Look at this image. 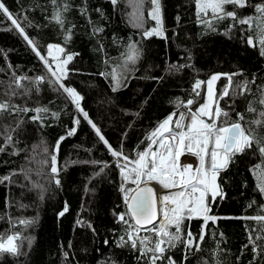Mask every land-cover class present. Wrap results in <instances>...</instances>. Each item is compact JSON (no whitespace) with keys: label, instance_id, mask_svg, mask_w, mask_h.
<instances>
[{"label":"trees","instance_id":"16d2710c","mask_svg":"<svg viewBox=\"0 0 264 264\" xmlns=\"http://www.w3.org/2000/svg\"><path fill=\"white\" fill-rule=\"evenodd\" d=\"M2 2L43 55L49 44L63 47L64 58L73 55L62 82L82 97L80 106L113 149H122L134 158L147 146L146 136L177 111L178 102L199 100L193 93L195 81H207L213 74H237L232 76L229 95L219 105L232 120L237 112L243 113L245 127L257 138L264 137V123H252L264 111L259 103L264 56L259 46L246 43L255 28L250 32L247 25L230 18L211 17L203 19L210 20L209 28L197 18L194 0H160L163 36L152 37L143 35L156 26L148 16L152 9L148 0L141 9L142 27L133 20L135 0H118L116 5L111 0ZM65 3L67 11H63ZM258 3L264 0H249L246 8L228 6L227 10H236L239 17L252 16L251 5ZM58 9L63 27L53 19ZM96 28L103 31L94 32ZM67 35L70 39L66 40ZM130 44L139 50V57L125 69ZM113 69L119 85L110 75ZM37 76L46 79L38 85L22 80L29 93L16 89L19 94L11 96L10 102L20 108H47L48 112L40 113L41 119L36 121L31 119L37 115L33 111L0 113V147L4 149L0 151V237L18 233L16 243L22 253L0 254V264H146V258H140L129 244L121 246L120 238L127 240V226L118 219L126 210L117 158L59 85L49 82L54 78L43 62L0 12V101L9 99L5 93L15 89L16 77ZM245 81L249 91L240 95L236 86ZM227 85V78L220 79L217 94ZM250 104L255 112L247 111ZM76 119L78 125L73 123ZM73 127L75 134L68 136ZM8 134L10 143L5 140ZM60 137L66 138L54 151ZM52 154L59 163L56 176L49 170ZM258 163L261 157L255 145L234 156L218 178L223 196L211 204L210 215L218 219L206 227L201 219L184 222V232L191 230L197 238L204 227L201 251H188L178 243L165 255L177 264H264V239L256 240L255 253L248 239L250 233L253 239L264 237V231L256 221L243 219L264 214V194L257 189L253 174ZM5 176L9 179L3 180ZM65 207L67 212L60 216ZM21 220L32 223L21 224ZM158 264H167V260Z\"/></svg>","mask_w":264,"mask_h":264},{"label":"snow or ice","instance_id":"6c2138e0","mask_svg":"<svg viewBox=\"0 0 264 264\" xmlns=\"http://www.w3.org/2000/svg\"><path fill=\"white\" fill-rule=\"evenodd\" d=\"M57 0H52L56 4ZM153 6L148 16L155 21L156 26L145 30V37L163 36V22L160 14V0H148ZM113 5L118 0H111ZM144 0H135L134 7L136 12L133 14V20L136 26L142 27ZM196 15L203 23L208 24L211 28L210 20H203V17H211L217 20L230 18L236 23L247 25L248 30L256 31L253 35L246 37V43L250 47L259 46L260 55L264 56V3L251 5L255 14L252 16L239 17L236 10H227L228 6L233 9H243L249 6V0H194ZM68 10L65 3L63 11ZM0 12L11 21L12 25L23 35L27 43L32 47L36 56L43 62L47 71L50 73V83L59 85L71 103L83 114L85 120L95 130L99 139L107 146L111 155L117 158V167L120 169V175L125 183H130L134 187L125 188L121 186L124 194L123 199L127 208V212L118 214L120 222L127 226V240L122 236L121 246L129 244L132 249L139 252L140 258H146V264H158V261L167 260V264H177L171 256L165 253L171 248H175L177 244H183L188 251H201V244L205 239L206 232L204 227L209 221H216V216L210 215L211 204L217 197L223 196V190L218 183L221 171L226 170L232 158L237 154H242L248 149L256 146L261 157V163L254 165L253 174L256 177V187L261 194H264V137L257 138L252 129L245 127L244 114L236 113V119L232 120L229 112L225 111L219 105V100L229 95V87L231 86L233 73L213 74L207 81L197 79L193 85V93L195 97H200L201 92L198 91L202 85H206V94L202 97L203 103H198L194 98L188 99L186 102H178L177 111L170 113L165 119L159 122L158 126L153 129L147 136V146L138 152L135 157L125 155L123 150H115L102 135L101 130L93 123L88 113L80 106L82 97L77 91L66 86L62 79L67 77V64L73 59V55L69 54L66 58L54 56L53 49L58 53H64L65 49L59 45L49 44L47 46V55L51 57V61L43 55L26 34L24 28L14 18L13 14L0 0ZM82 14H86V9H81ZM53 19L63 27L64 20L61 10H57L53 14ZM214 30V29H213ZM102 28L94 29V32H101ZM65 39H70L67 35ZM139 57V50L135 45H128V53L123 67L126 69L129 62L135 63ZM55 62V68H53ZM175 67V66H173ZM183 67V66H181ZM59 73V75L57 74ZM112 79L117 85L120 78L113 69L110 73ZM226 75L229 85L225 86L222 94L217 95L214 91V83ZM29 79L31 83L38 85L45 81V76H37L34 79L28 77H16L13 81L15 89L6 92L8 100L0 101V113L3 112H35L37 115L31 117L33 121L40 120V113L48 112L47 108L37 107L29 109L27 107L20 108L10 102L11 96L19 94L16 89H23V94L27 95L29 89L22 84V80ZM248 82L237 85L240 90L239 94L244 95L249 91ZM11 88V85L9 86ZM115 90V89H114ZM259 103L264 106V89L261 90V99ZM194 105H198L195 108ZM183 107L186 111H180ZM247 111L255 112L256 109L248 106ZM53 115H57L53 113ZM74 124L80 123L79 119L74 120ZM253 124L259 126L264 123V111L259 113V118L252 121ZM19 126V122L18 125ZM7 132L8 130L5 129ZM76 128L73 127L67 133L68 136L74 135ZM66 137H60L56 142L54 151H58L60 142ZM6 142L10 143L12 137L10 134L5 136ZM4 149L0 147V151ZM190 154L197 159V165H183L180 163V157ZM123 161V163H119ZM51 173L57 174V156L51 155ZM9 177H3L7 180ZM2 182V181H0ZM59 185L60 181H55ZM159 185L161 189L166 190L161 195L156 187ZM67 207L59 215L63 216L67 212ZM264 210V206H262ZM126 215L128 219H126ZM201 219L204 227L199 237L193 235L191 230L184 232V222L186 220ZM243 219L254 220L261 225V231H264V214L252 217H243ZM21 224H30L31 221H20ZM79 223V222H78ZM90 227V225H89ZM174 229V231H173ZM141 231L151 233L150 235H140ZM19 234H11L6 237H0V254H9L19 256L20 245L16 243ZM249 244L253 245V252H256L258 245L256 240L264 239L257 235L253 239L249 234ZM30 243V241H29ZM107 243V241H105ZM247 247V245H245ZM187 254L184 260L187 261Z\"/></svg>","mask_w":264,"mask_h":264},{"label":"rangeland","instance_id":"374dc122","mask_svg":"<svg viewBox=\"0 0 264 264\" xmlns=\"http://www.w3.org/2000/svg\"><path fill=\"white\" fill-rule=\"evenodd\" d=\"M150 6H151V8L153 7L151 4H150ZM232 7V6H231ZM206 18H209V17H203V19H206ZM46 49V56H47V58L51 61V57H48V55H47V48H45ZM54 56H57V57H60L61 59H63L64 57H63V53H58L55 49H53V53H52ZM55 62H53V67L55 68ZM58 75H59V73H57ZM216 86H217V84L215 85L214 84V91L217 93V91H216ZM198 91H200L201 92V96L199 97V100H198V103H203L204 101H203V99H202V97L206 94V85H202V88L200 89V90H198ZM220 94H222V93H220ZM218 95V94H217ZM220 101V100H219ZM196 106H198V105H196ZM196 106H194V108L196 107ZM180 163L181 164H183V165H188V164H191V165H193L194 167L197 165V159H196V157H194V156H192V155H190V154H185V155H182L181 157H180ZM50 168H51V166H50ZM50 170V169H49ZM119 173H120V169H119ZM119 176L121 177V175L119 174ZM121 180H122V184H123V186L125 187V188H127L129 185H126L125 186V184H129V183H125L124 182V180H123V178L121 177ZM156 186H159V185H156ZM134 187V186H133ZM121 188V187H120ZM123 194V193H122ZM124 195V194H123ZM126 218H128L127 217V215H126ZM173 231H174V229H173ZM151 234V233H150ZM140 235H142L141 233H140Z\"/></svg>","mask_w":264,"mask_h":264},{"label":"water","instance_id":"95a60500","mask_svg":"<svg viewBox=\"0 0 264 264\" xmlns=\"http://www.w3.org/2000/svg\"><path fill=\"white\" fill-rule=\"evenodd\" d=\"M227 78V76L226 75H221V78L220 79H226ZM219 79V80H220ZM219 80L218 81H216L214 84L216 85L218 82H219ZM59 163H58V159H57V168H58V173H59V165H58ZM51 165V164H50ZM50 173H51V168H50ZM58 173L57 174H53V173H51V175L52 176H56V175H58ZM154 186V185H153ZM125 204V203H124ZM125 210H126V212H127V208H126V205H125ZM126 214V213H125Z\"/></svg>","mask_w":264,"mask_h":264},{"label":"bare ground","instance_id":"6f19581e","mask_svg":"<svg viewBox=\"0 0 264 264\" xmlns=\"http://www.w3.org/2000/svg\"><path fill=\"white\" fill-rule=\"evenodd\" d=\"M154 187L157 188V190L160 192L161 195L165 194L166 190L161 189L160 186L154 185Z\"/></svg>","mask_w":264,"mask_h":264}]
</instances>
